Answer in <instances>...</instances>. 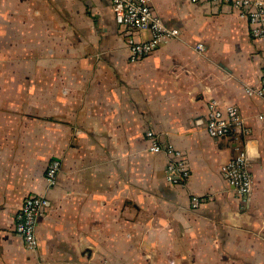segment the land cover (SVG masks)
<instances>
[{"label":"crops","instance_id":"crops-1","mask_svg":"<svg viewBox=\"0 0 264 264\" xmlns=\"http://www.w3.org/2000/svg\"><path fill=\"white\" fill-rule=\"evenodd\" d=\"M151 4L181 33L132 62L111 0H0V264H264V97L247 92L264 39L229 2ZM212 101L250 128L247 198L223 171L236 132L206 128ZM149 129L186 153L189 179H167ZM34 193L50 203L32 249L16 222Z\"/></svg>","mask_w":264,"mask_h":264},{"label":"built area","instance_id":"built-area-1","mask_svg":"<svg viewBox=\"0 0 264 264\" xmlns=\"http://www.w3.org/2000/svg\"><path fill=\"white\" fill-rule=\"evenodd\" d=\"M229 2L242 16L248 18L251 35L254 39H264V0H191L200 2ZM116 22L125 35L129 50L130 61H137L163 43L179 37L181 31L177 26L166 23L163 17L155 10L151 0H111ZM143 30L150 31L148 39H138L137 33ZM196 48L203 51L204 45L198 43ZM250 95L264 97V73L260 84L247 88ZM206 128L214 138H222L236 132L237 150L223 166V171L229 185L236 188L241 198H247L253 190V174L247 147V138L250 128L246 125L238 105L230 104L220 106L216 101L210 103L206 117ZM146 136L151 142V150L155 153L164 152L168 156L166 177L172 182H183L190 178L191 168L186 153L170 142H163L157 134L149 129ZM61 161L52 159L46 170V179L49 186L57 182ZM201 197L194 195L191 206L198 208ZM50 203L48 196L42 194H29L22 202L17 213L16 231L20 234L29 248H36L39 244L37 228L40 218ZM109 264V263H102Z\"/></svg>","mask_w":264,"mask_h":264}]
</instances>
